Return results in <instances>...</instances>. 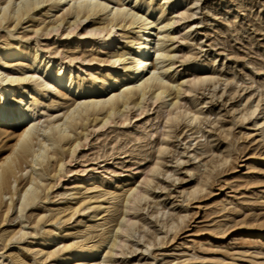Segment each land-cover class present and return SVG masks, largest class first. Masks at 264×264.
<instances>
[{"label":"rangeland","instance_id":"obj_1","mask_svg":"<svg viewBox=\"0 0 264 264\" xmlns=\"http://www.w3.org/2000/svg\"><path fill=\"white\" fill-rule=\"evenodd\" d=\"M164 14L180 16L168 29L172 38L165 42L171 50L166 75L202 79L188 90L183 86L179 95V110L189 111L191 118L172 114L163 121L161 107L168 105L169 96L163 104L147 100L141 113L131 109L125 120L117 116L102 127L88 126L87 144L77 147L65 163L69 177L50 189L37 207L51 201L60 205L64 196H54L56 192L91 176L102 182V188H120L127 178L144 173L145 196L129 212L141 236L126 238L123 253L114 256L117 263L264 264V0H167ZM12 32L11 37L0 28V42L6 37L31 46L52 44L73 54L97 49L85 40L77 42L73 33L58 40L53 34L34 35L28 22ZM24 33L29 35L26 40L16 36ZM116 37V45L124 43ZM57 57L52 59L55 65ZM72 64L71 72L85 79L93 72H123L94 62L85 65L84 72L78 69V59ZM20 87L15 88L17 95ZM247 105L256 107L253 115L244 113ZM3 141L0 138V150ZM151 167L153 173L147 171ZM28 212L0 226L1 232L23 222L27 232L5 247L0 240V258L9 264H17L15 252L37 258L25 247H36L42 229L76 231L91 214L79 211L64 220L62 213L55 221L32 227ZM13 214L14 210L7 216ZM171 218L177 219L174 226L167 224ZM31 230L36 234H29ZM75 238L79 237L70 240Z\"/></svg>","mask_w":264,"mask_h":264},{"label":"bare ground","instance_id":"obj_2","mask_svg":"<svg viewBox=\"0 0 264 264\" xmlns=\"http://www.w3.org/2000/svg\"><path fill=\"white\" fill-rule=\"evenodd\" d=\"M166 7L167 0H0V28L11 37L12 29L28 22L34 35L53 34L58 40L73 33L77 42L85 40L97 47L73 54L52 44L31 46L6 37L0 42V138L4 139L0 150V226L17 215L22 217L26 209L32 227L55 221L62 213L64 220L79 211L91 213L76 231L42 229L36 247H25L37 258L15 252L12 256L17 264H120L114 256L123 253L126 238L141 236L129 212H134L145 196L144 173L127 178L120 188H102V182L91 176L56 192L54 196H64L60 205L51 201L48 206H37L50 189L69 177L65 163L72 160L77 147L87 144L88 126L102 127L117 116L125 120L131 109L141 113L147 100L163 104L169 96L168 105L161 107L163 121L172 114L191 118L189 111L179 110V95L183 86L188 90L202 79L178 80L166 75L170 61L165 62L170 60L171 50L165 42L172 38L168 29L180 17L165 16ZM116 35V40L119 36L124 39L123 44L113 42ZM16 36L26 40L29 35ZM56 56L59 62L55 65L52 59ZM73 59H78V69L84 72L90 62L123 72H93L85 79L71 72ZM17 87L21 88L18 95ZM255 108L249 105L244 113L253 115ZM261 132L264 137V127ZM12 210L14 214L7 216ZM100 218L102 221L96 222ZM176 223L177 219L171 218L167 224ZM25 233L23 222L1 229V247L22 239ZM28 233L35 235L36 231ZM72 237L79 238L71 241ZM91 238L96 239L88 243ZM0 264L9 263L0 258Z\"/></svg>","mask_w":264,"mask_h":264}]
</instances>
